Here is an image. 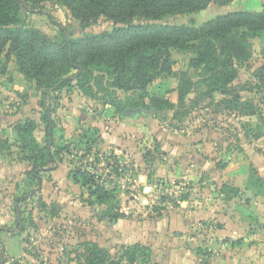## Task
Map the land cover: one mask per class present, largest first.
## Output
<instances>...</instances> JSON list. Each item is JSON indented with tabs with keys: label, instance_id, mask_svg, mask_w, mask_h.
I'll return each instance as SVG.
<instances>
[{
	"label": "rangeland",
	"instance_id": "rangeland-1",
	"mask_svg": "<svg viewBox=\"0 0 264 264\" xmlns=\"http://www.w3.org/2000/svg\"><path fill=\"white\" fill-rule=\"evenodd\" d=\"M263 4L210 3L142 21L200 26L232 11L260 12ZM21 17L52 41L64 31L75 39L121 26L104 16L81 22L55 1L23 10ZM250 42L251 56L239 64L233 89L211 97L203 93V76L190 67L192 53L171 49L173 72L150 83L149 96L177 102L181 71L195 85L185 105L148 116L123 117L83 94L75 80L43 94L18 72L13 58L1 57L0 138L11 148L0 152V264H81L91 243L118 259L136 241L150 244L151 264H264V197L249 187L252 177L264 179V87L253 76L264 64V32ZM236 93L255 115L225 107L223 100ZM26 119L35 122L39 144L52 152L39 182L29 173L25 141L15 129ZM78 170L90 172L94 182L113 191L112 198L101 203L89 196L88 187L73 178ZM228 186L240 194L232 196ZM230 228L240 232L232 240ZM180 248L191 252L182 255Z\"/></svg>",
	"mask_w": 264,
	"mask_h": 264
},
{
	"label": "trees",
	"instance_id": "trees-1",
	"mask_svg": "<svg viewBox=\"0 0 264 264\" xmlns=\"http://www.w3.org/2000/svg\"><path fill=\"white\" fill-rule=\"evenodd\" d=\"M47 1L64 5L81 22L104 16L121 26L93 36L70 38L69 42L64 35L52 41L21 17L23 10L37 9ZM231 1L234 0H0V58H13L18 72L43 94L67 87L75 80L83 94L112 106L116 113L132 108L143 116L162 114L185 105L187 94L195 85L189 73L181 71L177 75V102L149 96L150 83L173 72L170 50L192 53L190 67L203 76L200 82L207 89L203 93L209 97L217 91L233 89L239 64L251 56L250 38L264 32V4L260 12L232 11L200 26L193 22L168 25L142 20H160L167 15L202 10L210 3L226 5ZM253 76L258 81L256 86L264 87V64L255 68ZM118 91L125 96L121 98ZM223 102L225 107L255 115L252 106L238 93ZM15 129L25 141V157L32 166L29 173L39 182V172L53 160L52 152L35 138L33 120L26 119ZM51 131L48 123V140ZM10 148L9 142L0 138V152ZM73 178L80 179L88 187L89 196L99 202L112 198L113 191L94 182L90 172L78 170ZM249 187L261 190L255 194L264 197L261 176L252 177ZM228 188L232 195L239 194V188ZM151 254L149 246L136 242L114 259L106 249L91 243L84 247L81 264H151Z\"/></svg>",
	"mask_w": 264,
	"mask_h": 264
},
{
	"label": "crops",
	"instance_id": "crops-1",
	"mask_svg": "<svg viewBox=\"0 0 264 264\" xmlns=\"http://www.w3.org/2000/svg\"><path fill=\"white\" fill-rule=\"evenodd\" d=\"M256 193V192H255ZM240 194V193H239ZM255 195H257V194H255ZM232 196H234V195H232ZM236 196H238V195H236ZM257 196H261V195H257ZM263 197V196H262ZM198 219L199 220H201V218H199L198 217ZM229 221H233V220H229ZM234 221H236V220H234ZM174 224H177V220H175V221H173V222H170L169 223V226L172 228V226L174 225ZM234 224H239L240 225V223L239 222H234ZM224 227H225V225H224ZM232 228H230V229H228V230H226V233H229L228 234V237H229V239L230 240H232V239H234L233 237H235L234 235L236 234V235H238V232L239 231H237L236 229H232ZM240 233V232H239ZM240 235V234H239ZM183 236L181 235L179 238H182ZM209 241V240H208ZM136 242H139V241H136ZM136 242H133V243H136ZM133 243H130V244H133ZM140 243H143V242H141L140 241ZM209 243H211V241L209 242ZM143 244H145V245H147V246H149L150 247V249H151V251H152V248H151V246H150V244L149 243H143ZM224 244H226L225 242H224ZM179 251V250H178ZM185 251H189V250H186V248H180V254H182V255H184V254H186L185 253ZM189 252H191V251H189ZM206 261H204L203 263H196V262H194L193 264H207V263H205ZM184 264V263H183ZM190 264H192V263H190Z\"/></svg>",
	"mask_w": 264,
	"mask_h": 264
},
{
	"label": "water",
	"instance_id": "water-1",
	"mask_svg": "<svg viewBox=\"0 0 264 264\" xmlns=\"http://www.w3.org/2000/svg\"><path fill=\"white\" fill-rule=\"evenodd\" d=\"M64 36H65V39L67 42H69V36L67 34V32L64 31ZM70 51V49H69ZM140 110H135V109H132V108H127L124 110V112L121 114V116L123 117H130V116H134L136 114H140Z\"/></svg>",
	"mask_w": 264,
	"mask_h": 264
}]
</instances>
